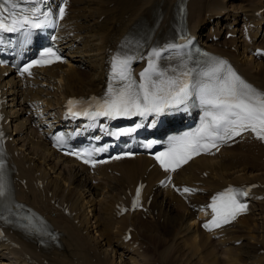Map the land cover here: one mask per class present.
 I'll use <instances>...</instances> for the list:
<instances>
[{
  "label": "bare ground",
  "instance_id": "bare-ground-1",
  "mask_svg": "<svg viewBox=\"0 0 264 264\" xmlns=\"http://www.w3.org/2000/svg\"><path fill=\"white\" fill-rule=\"evenodd\" d=\"M181 19L201 43L227 55L264 90V54L257 51L264 46V0H70L58 31L68 61L22 77L3 75L0 67L16 196L58 232L56 244L42 247L6 229L0 264H158L159 257L160 264H264L263 186L255 189L248 214L213 232L200 228L207 216L200 207L214 191L228 183L264 185V146L250 136L175 171L181 188H195L182 199L169 187H155L165 171L151 158L114 159L91 172L52 150L38 130L62 121L67 96L103 90L119 48L133 42L146 52L172 39ZM139 180L146 181L145 198L152 195L149 217L140 211L117 216L116 204ZM150 218L155 229L146 226ZM129 226L132 237L125 241Z\"/></svg>",
  "mask_w": 264,
  "mask_h": 264
},
{
  "label": "snow or ice",
  "instance_id": "snow-or-ice-1",
  "mask_svg": "<svg viewBox=\"0 0 264 264\" xmlns=\"http://www.w3.org/2000/svg\"><path fill=\"white\" fill-rule=\"evenodd\" d=\"M7 0H0V7L6 3ZM20 0H13L12 7L16 8ZM26 2V0H25ZM4 12L8 9L4 8ZM61 16L63 9L60 10ZM11 21L6 24L8 17L0 14V32H16L22 29L40 28L41 23L34 22L36 11L32 10L25 13L23 10L19 14L12 13ZM19 15L17 19L16 16ZM45 55H55L49 50ZM158 55V53H153ZM59 59V57H57ZM122 65L127 66V61H120ZM31 67V65L29 66ZM150 68L154 67L150 65ZM25 71H28L26 68ZM166 73H158L159 77H164ZM184 77L191 75L190 71L181 73ZM198 76L207 77V81H198L192 84V87H198L201 102L205 105L211 106V111L206 115L211 117V121L198 129L196 133L186 134L184 137H175V144L169 149V155L175 153L178 149L182 151H192L198 154L200 143L199 141L204 137L219 136L223 132L224 136L231 138L233 134L239 135L236 129L247 130L251 129L255 132L258 138L264 140V92L256 90L252 85L246 83L240 76H238L226 61L218 60L214 66L208 71L197 73ZM145 83H142L135 88L133 84H128L121 88L118 92L109 90L108 98L103 102H98L97 109L93 116H115V115H145L146 113L156 112L161 113L166 108H172L184 103V100L189 95V83L187 80L177 78H169L161 80L157 84L152 80L149 70L141 73ZM122 79H128V76L121 72ZM163 85V86H161ZM76 101H69V105H74ZM75 115V113H73ZM85 115L89 113L85 112ZM161 156L156 158L160 161L161 166L165 170H169L170 165ZM190 158V156L188 157ZM186 162V160L184 161ZM85 163H88L85 160ZM93 166H95L93 164ZM179 164H177V167ZM171 170H175L172 168ZM185 192L190 191L184 189ZM10 192L4 173V163L0 160V199L7 196ZM237 193L233 189H228L227 192L221 193L219 196L213 198L211 205L217 217H223V222L228 223L229 219H235L241 211L246 210V205L239 203L237 200ZM139 196V189L137 190V197ZM217 201H223V207H217ZM213 224L219 227L216 217L213 219ZM208 227V225H205Z\"/></svg>",
  "mask_w": 264,
  "mask_h": 264
},
{
  "label": "rangeland",
  "instance_id": "rangeland-1",
  "mask_svg": "<svg viewBox=\"0 0 264 264\" xmlns=\"http://www.w3.org/2000/svg\"><path fill=\"white\" fill-rule=\"evenodd\" d=\"M234 150H235V148H234ZM146 226H148L149 228L151 227V228L155 229V223H154V220H152L151 218L148 219V220H147V225H146ZM144 245H145V244H143V248H142V249L147 248V244L145 245V246H146L145 248H144ZM160 258H162V257H159V258H158V261H157L158 264H160V263H159ZM165 259H167V257H164V258H163V261H164V262H165ZM169 263L173 264V261H170V262L168 261L167 264H169ZM164 264H166V263H164Z\"/></svg>",
  "mask_w": 264,
  "mask_h": 264
}]
</instances>
